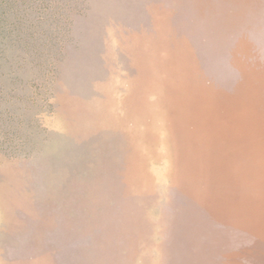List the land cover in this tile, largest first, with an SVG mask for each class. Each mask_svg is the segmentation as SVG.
<instances>
[{
  "label": "rangeland",
  "instance_id": "1",
  "mask_svg": "<svg viewBox=\"0 0 264 264\" xmlns=\"http://www.w3.org/2000/svg\"><path fill=\"white\" fill-rule=\"evenodd\" d=\"M0 264H264V0H0Z\"/></svg>",
  "mask_w": 264,
  "mask_h": 264
},
{
  "label": "bare ground",
  "instance_id": "2",
  "mask_svg": "<svg viewBox=\"0 0 264 264\" xmlns=\"http://www.w3.org/2000/svg\"><path fill=\"white\" fill-rule=\"evenodd\" d=\"M211 212H212V210H211Z\"/></svg>",
  "mask_w": 264,
  "mask_h": 264
}]
</instances>
